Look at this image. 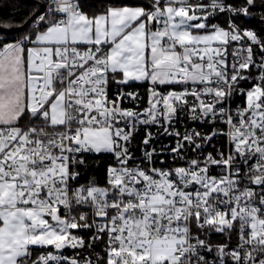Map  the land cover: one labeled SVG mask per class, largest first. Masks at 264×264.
Instances as JSON below:
<instances>
[{"label":"snow or ice","instance_id":"snow-or-ice-1","mask_svg":"<svg viewBox=\"0 0 264 264\" xmlns=\"http://www.w3.org/2000/svg\"><path fill=\"white\" fill-rule=\"evenodd\" d=\"M0 264H264V0L0 18Z\"/></svg>","mask_w":264,"mask_h":264},{"label":"trees","instance_id":"trees-1","mask_svg":"<svg viewBox=\"0 0 264 264\" xmlns=\"http://www.w3.org/2000/svg\"><path fill=\"white\" fill-rule=\"evenodd\" d=\"M3 0H0L2 3ZM95 2V0H92ZM34 0H13V3L5 7L2 12H0V18L4 20H8L9 22L16 24L18 22H23L27 17V13L30 8L33 7ZM222 22V21H221ZM12 34H15L13 31ZM146 87V86H145ZM98 159L100 160V167L96 169L94 166L90 168L88 172H86L82 178L83 181H88L90 178L95 177L98 182L103 185L105 183V171L107 163L111 162L110 156H100V157H90V160Z\"/></svg>","mask_w":264,"mask_h":264},{"label":"built area","instance_id":"built-area-1","mask_svg":"<svg viewBox=\"0 0 264 264\" xmlns=\"http://www.w3.org/2000/svg\"><path fill=\"white\" fill-rule=\"evenodd\" d=\"M137 91L140 93V96H141L140 107L141 108L146 107L147 106L146 87H140V88L137 89ZM242 103H243L242 98H236L235 99V103L234 104H231L230 107H235L236 105H240ZM124 104H125V106H132L128 101H125ZM187 126L190 129L191 128H195L196 130L201 131V132H208V131H210V127L209 126H206V125H204V124H202L200 122L187 121ZM221 127H223V125H221ZM177 128L181 132H183L184 131V128H185V124L182 122L181 124L177 125ZM151 130L153 132H156V129L155 128H153ZM143 137H144V131H143V129H141V131L136 136V141L137 142L141 141L143 139ZM173 143H174V139L173 138L167 137V136H162L157 141L156 146L159 148L162 145L173 144ZM225 144H226V138L225 137H218L217 138V142H216V147L217 148H221ZM208 150L211 151L212 149L209 148ZM136 154H137V156H139V151H137ZM189 155H194V154H191L190 153ZM163 158H164L166 164L171 165V166H175L174 162L171 160V157L169 155L165 154L163 156ZM156 163H157V166H160L159 159L157 160ZM176 163H183V162L178 161ZM214 171H216V170L214 169ZM80 183H85V181H83L82 178H81L80 179Z\"/></svg>","mask_w":264,"mask_h":264}]
</instances>
